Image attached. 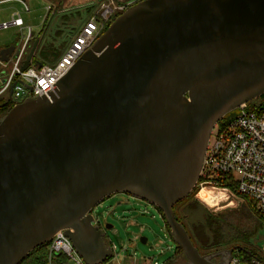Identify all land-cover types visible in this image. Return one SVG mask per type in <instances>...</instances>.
I'll return each mask as SVG.
<instances>
[{"label": "water", "instance_id": "water-1", "mask_svg": "<svg viewBox=\"0 0 264 264\" xmlns=\"http://www.w3.org/2000/svg\"><path fill=\"white\" fill-rule=\"evenodd\" d=\"M263 95L264 0L132 5L50 99H27L0 120V264H20L61 230L86 264H103L113 251L92 210L115 193L160 210L188 264H215L173 207L198 185L213 129ZM232 252L215 256L228 264Z\"/></svg>", "mask_w": 264, "mask_h": 264}, {"label": "built area", "instance_id": "built-area-1", "mask_svg": "<svg viewBox=\"0 0 264 264\" xmlns=\"http://www.w3.org/2000/svg\"><path fill=\"white\" fill-rule=\"evenodd\" d=\"M3 1L7 0L0 2ZM116 9L118 8L103 4L101 20L93 15L73 37L64 54L56 62L40 67V64L34 65L32 61L30 67L22 72L31 43L29 34L16 48L17 56L14 55L7 63L0 61V66L4 69V85L0 89V96L11 91L14 106L27 99H50V95L56 92L59 81L69 73L84 53L92 48ZM119 9L123 11L125 7ZM12 26L24 27L20 14H14L11 22L3 23L0 29ZM253 106L254 109H250L249 103L241 105L239 112L227 124L223 127L217 125L213 129L198 183L199 193L208 188L212 192L222 193L223 196L214 206L198 199L212 210L238 209L244 204H249L253 214L264 225V104L256 101ZM96 222L95 218L94 223ZM143 232L144 229L141 233ZM110 247L114 256L115 248L111 243ZM60 255L66 256L68 264H86L64 230L59 231L48 244L47 264H54V259ZM228 264L263 263L258 259L243 262L239 257H232Z\"/></svg>", "mask_w": 264, "mask_h": 264}, {"label": "rangeland", "instance_id": "rangeland-1", "mask_svg": "<svg viewBox=\"0 0 264 264\" xmlns=\"http://www.w3.org/2000/svg\"><path fill=\"white\" fill-rule=\"evenodd\" d=\"M58 1V4L54 0H26L25 3L19 0L0 2V25L11 22L13 15L17 13L21 15L24 21L23 28L12 26L8 29H0V51L13 45L18 47L21 41L27 38L29 34L33 33L34 37L39 35L44 30L43 25L46 17L49 16V20H53L46 23L47 29L43 33L44 39L39 44L36 55L39 54L40 50L44 49L47 54L45 59H42V63L53 64L47 58H51L59 54V52H61V55L64 54L66 50L62 51V46L65 43H70L74 36L70 23L60 28L55 27V22L62 18V11H60L58 6L63 1ZM132 1L106 0L105 4L112 7H125L124 11H126L132 4ZM50 5L53 8L52 13H49L47 10V6L50 8ZM100 5L95 4V6H92L93 9L89 13L87 12L89 10L84 9L80 19L76 18L77 14L73 10L64 13V15L71 20L73 26L79 29L93 15H96L97 19L101 20L100 15L102 11H99ZM115 13L116 11L113 16ZM59 29L63 33L56 35L55 31ZM3 81L4 77L2 71H0V89L4 85ZM238 112L239 109H236L228 115L234 116ZM198 195L196 197L200 206L211 215L216 216L240 209L226 208L212 210L198 199ZM92 215L97 219L95 225H100L105 231L107 246L111 243L115 248L113 259L108 264H154V262L166 264L176 253L177 244L167 232L162 215L158 209L145 200L136 198L130 194L115 193L97 205L92 210ZM108 225L111 226L110 229H107ZM143 229L144 232L141 233ZM142 238H146L147 242L143 243ZM254 240V242L252 241L253 244L259 247L257 249L262 253V250H264V228L260 230L259 235Z\"/></svg>", "mask_w": 264, "mask_h": 264}, {"label": "trees", "instance_id": "trees-1", "mask_svg": "<svg viewBox=\"0 0 264 264\" xmlns=\"http://www.w3.org/2000/svg\"><path fill=\"white\" fill-rule=\"evenodd\" d=\"M142 0H133L130 7ZM93 9L92 6L88 8V13ZM124 11V10H123ZM123 11H118L112 16L111 20L105 25L102 34L107 30L110 24L120 16ZM78 19L82 17L81 13L76 15ZM73 21V20H72ZM60 23L57 24V28L61 26H67L70 23V27L74 32V36L77 35L82 28L77 29L72 25L71 20L64 15L62 16ZM74 22V21H73ZM46 27V25H45ZM83 27V26H82ZM46 30L37 36L32 38L30 45H33L37 39H42L41 35ZM62 30H56L55 34H62ZM73 36V37H74ZM71 43V42H70ZM70 43H65L62 46V51H65ZM30 50L28 49V52ZM46 51L40 50L39 54L33 59V64L38 65L42 63V59H45ZM61 56L59 54L47 58L49 62H56ZM44 64V63H42ZM264 104V95L250 102V109H254L255 102ZM14 107L11 99V91L0 96V120ZM232 115H227L219 124V127H223L227 124ZM199 193V186L197 185L192 193L184 200L179 202L173 207L176 215V220L185 228L188 236L195 248L202 256L211 257L210 260L215 264H223L222 255L215 256L216 253L230 251L233 249L232 256L239 257L243 262H250L253 259H258L264 264V250L262 253L258 250L253 242L257 238L261 229L264 228L262 221L253 214L249 204H244L239 210L226 212L219 215H211L202 208L197 201L196 195ZM162 215L163 213L158 210ZM167 232L170 234V228L166 225ZM172 238V237H171ZM254 240V241H253ZM253 241V242H252ZM110 246V243L108 244ZM258 248V249H257ZM261 250V249H260ZM113 257L107 259L103 264H108ZM184 261V262H183ZM48 263V244L38 247L31 252L20 264H47ZM54 264H68V259L64 255L57 256L54 259ZM188 264L189 261L184 253L182 247L177 244L175 255L166 264Z\"/></svg>", "mask_w": 264, "mask_h": 264}, {"label": "crops", "instance_id": "crops-1", "mask_svg": "<svg viewBox=\"0 0 264 264\" xmlns=\"http://www.w3.org/2000/svg\"><path fill=\"white\" fill-rule=\"evenodd\" d=\"M63 2V4L62 3H60L59 4V6H58V8H60V11H62L61 12V15L62 16H64V13H67V12H69V11H71V10H73V12H75L76 14H78V13H81V15H82V11L85 9V10H88V8L90 7V6H95V4H104L105 2H106V0H62ZM121 1V0H120ZM54 2H56V4H58V0H54ZM119 4V3H118ZM53 6V5H52ZM52 7H51V5H50V8H48V6H47V10H48V12L49 13H52L51 11H52ZM53 19H51V20H49V16H47L46 17V20H45V22H44V25H43V27L44 28H46L47 29V26L45 27V25H46V23H47V21H52ZM57 20H58V18H57ZM55 22V21H54ZM53 22V23H54ZM57 22H59V21H56L55 22V27H57ZM86 23V22H85ZM84 23V24H85ZM84 26V25H83ZM43 31V30H42ZM45 32V31H44ZM43 32V33H44ZM43 33H42V35H41V37H42V39H44V36H43ZM36 36V35H35ZM38 36V35H37ZM36 36V37H37ZM32 38H34V36H33V33L31 34V40H32ZM42 39L40 40V43H41V41H42ZM72 39H73V37H72ZM0 71H4V69L2 68V66H0Z\"/></svg>", "mask_w": 264, "mask_h": 264}, {"label": "bare ground", "instance_id": "bare-ground-1", "mask_svg": "<svg viewBox=\"0 0 264 264\" xmlns=\"http://www.w3.org/2000/svg\"><path fill=\"white\" fill-rule=\"evenodd\" d=\"M222 193L212 192L211 189L205 188L202 192L199 193L198 198L204 201L210 206L216 205L220 198H222Z\"/></svg>", "mask_w": 264, "mask_h": 264}, {"label": "flooded vegetation", "instance_id": "flooded-vegetation-1", "mask_svg": "<svg viewBox=\"0 0 264 264\" xmlns=\"http://www.w3.org/2000/svg\"><path fill=\"white\" fill-rule=\"evenodd\" d=\"M104 4H105V3H104ZM102 5H103V4H101V5L99 6V8H100L99 11H101ZM117 8H118V9H116V10L119 11V10H120V9H119L120 7H117ZM125 9H126V8H125ZM123 10H124V9H123ZM117 11H116V12H117ZM103 30H104V29H103ZM102 32H103V31H102Z\"/></svg>", "mask_w": 264, "mask_h": 264}]
</instances>
